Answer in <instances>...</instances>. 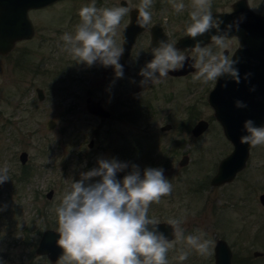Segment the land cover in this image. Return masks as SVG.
Masks as SVG:
<instances>
[{"label":"rangeland","instance_id":"rangeland-1","mask_svg":"<svg viewBox=\"0 0 264 264\" xmlns=\"http://www.w3.org/2000/svg\"><path fill=\"white\" fill-rule=\"evenodd\" d=\"M126 1V6L119 0L95 2L97 8L129 9L140 3ZM233 1L213 0L212 10H230ZM183 2L187 7L180 14L169 0H153L150 9L152 19L167 17L165 26L173 42L186 34L191 0ZM91 3L58 0L51 8L33 13L35 37L19 43L9 55L0 54V167L7 163L11 178L0 185V247L8 251L5 258L0 256V264H57L59 258L51 260L37 253L35 246L44 228H58L55 208L72 180L97 168L100 159L127 163L122 179L133 164L141 174L147 167L163 168L173 189L150 206L149 216L179 219L185 236L203 232V238L212 241L207 258L177 242L168 252L169 264H214L218 237L231 246L232 264H264V253L253 254L254 249L264 252V203L259 199L264 192V146L250 147L246 165L232 180L211 184L219 160L233 147L207 100L214 83L194 80V70L143 87L139 72L153 58L144 36L134 44L123 78H117L111 66L77 64L63 50L61 37L74 33L79 10ZM248 3L264 13V0ZM128 20L129 13L118 29L119 45ZM230 37L232 53L238 40ZM178 49L195 55L191 48ZM103 69L108 70L105 78ZM36 86L43 89L42 99ZM87 95L99 98L112 115L90 114L85 108ZM50 117L56 122L53 128L46 126ZM198 118L209 124L193 135L191 127ZM167 122L170 128L161 129ZM22 150L28 154L24 163L19 158ZM184 153L188 161L181 165ZM50 188L53 193L48 197ZM180 249L190 253L183 262L176 259Z\"/></svg>","mask_w":264,"mask_h":264},{"label":"clouds","instance_id":"clouds-1","mask_svg":"<svg viewBox=\"0 0 264 264\" xmlns=\"http://www.w3.org/2000/svg\"><path fill=\"white\" fill-rule=\"evenodd\" d=\"M175 13L186 9L183 0H169ZM153 0H140L136 24L148 28L152 23ZM213 0H191L189 22L186 24L188 37H198L216 29L211 42L202 46L197 40L193 47L195 53L191 67L195 69L194 80L203 84L215 83L222 77L230 78L237 84L241 82L238 67L239 58L230 53L229 37L234 29L239 31L240 22L245 17L221 29L224 21L214 16ZM129 13L124 6L97 8L95 0L79 10L80 23L74 33H64L61 37L63 50L77 64L89 67L99 63L104 67H113L115 76L123 78L124 70L120 59L124 47L117 43L121 21ZM167 23V17L164 19ZM167 40H160L151 50L152 59L141 68L143 77L140 84H159L170 72L183 69L187 57L182 54L169 33ZM213 48L217 49L214 51ZM228 53L227 55L225 53ZM253 73L244 74L243 79L250 81ZM227 88V82L223 85ZM250 91L255 92L252 86ZM237 108L248 105L235 101ZM247 134L240 137L242 144L250 147L264 146V126H257L252 119L244 123ZM98 167L81 173L78 181L72 180L61 202L55 208L59 238L57 245L63 254L57 264H169L168 252L177 242H183L189 250L207 258L212 254V241L204 239V233L184 235L179 219H168L174 239L169 240L159 230L160 220L149 216L150 206L159 204L162 197L171 194L173 186L164 175L163 168L147 167L141 170L133 164L131 171L123 179L117 178L118 172H124L129 165L116 159H100ZM10 166L0 167V184L10 180ZM94 178H98L95 179ZM94 181V182H93ZM189 251L180 249L176 259L183 262L188 259Z\"/></svg>","mask_w":264,"mask_h":264},{"label":"water","instance_id":"water-1","mask_svg":"<svg viewBox=\"0 0 264 264\" xmlns=\"http://www.w3.org/2000/svg\"><path fill=\"white\" fill-rule=\"evenodd\" d=\"M54 1L56 0H0V53L9 51L16 40L30 37L33 34V25L28 16L29 8L41 7ZM121 4L125 6L128 2L121 0ZM212 11L214 16H219L224 21V24L221 25L222 30L241 15L245 17L240 22L239 31L237 32L234 29L229 33V36L234 35L238 40V45L231 55L234 56V59L239 58L240 60L236 67L239 69L241 82L237 84L230 78L222 77L213 84L207 95V100L213 108L215 118L220 122L224 135L233 145L231 151L219 160L216 171L210 178L211 184L218 185L232 180L236 173L246 165L250 145L240 142V137L247 134L244 130L245 121L252 119L257 126H264V14L254 10L249 5L248 0H234L230 10ZM137 16V6L132 7L129 11V22L122 30L124 54L120 59V63L123 65L124 71L129 68L127 58L136 37L144 29L136 24ZM151 29L152 37L148 44L149 50L156 47L160 40L168 39L165 34L166 31L160 23L156 22ZM216 34V29H212L210 33L198 37L197 40L204 45L211 42V36ZM197 40L183 34L177 38L175 45L177 48L193 49ZM186 57L188 59L183 69L170 72V74H184L194 70L191 67L193 56L186 55ZM248 72L253 73V75L250 77V81H245L243 77ZM226 82L227 88L223 87ZM252 86L256 87L255 92L249 90ZM36 90L38 98L42 99L44 97L43 89L38 86ZM237 100L245 102L248 107L237 108L235 106ZM85 108L89 113L100 117H108L111 114V111L102 104L100 99L91 95H87L85 98ZM55 124L53 117L46 120L48 128H53ZM169 125L164 124L162 128L167 129ZM207 126L208 120L201 118L195 123L192 131L194 134H199ZM91 144L92 140H90ZM27 155L25 150L20 152L21 162H25ZM187 161L188 154L184 153L179 163L183 165ZM122 176L123 172L117 173L118 179L122 180ZM52 192L53 189L50 188L47 196L50 197ZM259 196L260 200L264 202V192L260 193ZM158 227L168 239L174 238L172 228L167 225L166 220H160ZM56 231L57 229L52 227L44 228L35 246L37 253L46 254L51 260H56L63 254V250L56 243L59 238ZM253 252L255 255L263 253L260 250H254ZM232 253V248L226 239L218 237L213 247L214 264H232ZM7 255L8 251L0 247V256L5 258Z\"/></svg>","mask_w":264,"mask_h":264},{"label":"flooded vegetation","instance_id":"flooded-vegetation-1","mask_svg":"<svg viewBox=\"0 0 264 264\" xmlns=\"http://www.w3.org/2000/svg\"><path fill=\"white\" fill-rule=\"evenodd\" d=\"M96 1V0H95ZM58 2V0H56V1H54V2H51V3H49V4H47V5H44V6H41V7H31V8H29L28 9V16H29V18H30V20H31V22H32V25H33V34L30 36V37H24V38H22V39H18V40H16L15 42H14V45H13V47L9 50V51H7L6 53H0V54H3V55H9V54H11L13 51H14V49H15V47L19 44V43H22V42H24V41H26V40H30V39H32L33 37H35V35L37 34V25H36V22H35V20H34V17H33V13H35V12H37V11H40V10H43V9H48L49 7L51 8L53 5H55L56 3ZM119 3L121 4V0H119ZM95 4L97 5L98 4V2H95ZM122 5V4H121ZM126 6V5H125ZM133 7H135V6H133ZM131 8V7H130ZM129 11H130V9H129ZM262 13V12H261ZM264 14V13H263ZM128 22H129V20H128ZM156 22H158V23H160V25L162 26V28L166 31V32H168L169 34H170V32L167 30V28H166V26H165V23H164V20H162V19H159V18H157V19H152V23H151V25L148 27V28H144V29H142L140 32H139V34L137 35V37H136V40H135V43L137 42V40H138V38H140L141 36H144V37H146V38H148V43H147V49H148V44H149V42H150V40H151V37H152V29H151V27L156 23ZM126 25V24H125ZM124 25V26H125ZM124 26H123V28H124ZM123 28L121 29V46H122V41H123V37H122V30H123ZM171 36V35H170ZM230 37V36H229ZM176 42V41H175ZM174 42V43H175ZM134 43V44H135ZM208 43H210V42H208ZM207 44V43H206ZM206 44H204V45H206ZM204 45H202V46H204ZM134 46V45H133ZM133 46H132V48H133ZM132 48H131V51H132ZM149 50V49H148ZM149 51H151V50H149ZM228 53L226 52V55H227ZM229 54H231V53H229ZM130 55H131V52H130ZM130 55L128 56V58L130 57ZM188 55V54H187ZM186 56V55H185ZM128 58H127V60H128ZM127 63H128V61H127ZM129 65V64H128ZM112 68V70H113V72L115 73V70L113 69V67H111ZM129 69V68H128ZM127 69V70H128ZM127 70H125V71H127ZM195 70V69H194ZM193 70V71H194ZM124 71V72H125ZM190 72H192V71H190ZM189 72H187V73H184V74H177V75H174V74H170L169 73V75L171 76V77H174V78H179V77H185L187 74H188ZM107 74H108V70L107 69H103L102 70V77L103 78H105L106 76H107ZM36 87H38V86H36ZM37 91V90H36ZM38 95V94H37ZM92 96V95H91ZM95 98V97H94ZM97 99H99V98H97ZM102 102V101H101ZM103 104V103H102ZM104 105V104H103ZM110 110V109H109ZM111 111V110H110ZM123 113H126V112H123ZM129 113H131V115H130V117H132L133 116V114L134 113H132V112H129ZM91 114V113H90ZM92 115H94V114H92ZM112 115V112H111V114H110V116ZM95 116H97V115H95ZM110 116H108V117H110ZM98 117H100V116H98ZM199 119H201V118H198L197 119V121L199 120ZM196 121V122H197ZM195 122V123H196ZM195 123L193 124V126L191 127V132H192V134L193 135H198V134H194L193 133V131H192V128L194 127V125H195ZM165 124H170L169 125V127L168 128H170V126H171V123H169V122H167V123H165ZM208 124H209V122H208ZM164 124H162L161 126H160V128L161 129H163L162 128V126H163ZM208 127V126H207ZM206 127V128H207ZM203 132V131H202ZM202 132H200V133H202ZM199 133V134H200ZM182 157V156H181ZM181 159V158H180ZM21 161V160H20ZM180 161V160H179ZM25 162H26V160H25ZM22 163H24V162H22ZM180 164V163H179ZM53 193V192H52ZM47 195V194H46ZM260 195V194H259ZM49 197V196H48ZM259 199H260V196H259ZM261 201V200H260ZM262 202V201H261ZM262 203H264V202H262ZM170 240V239H169ZM254 250H258V249H254ZM253 250V251H254ZM261 251V250H260ZM263 252V251H262ZM264 253V252H263ZM262 253V254H263ZM253 254H254V252H253ZM262 254H257V255H262ZM255 255V254H254ZM257 255H255V256H257Z\"/></svg>","mask_w":264,"mask_h":264}]
</instances>
